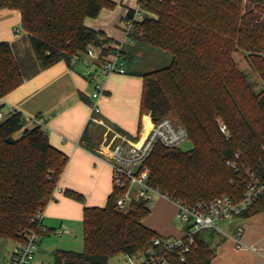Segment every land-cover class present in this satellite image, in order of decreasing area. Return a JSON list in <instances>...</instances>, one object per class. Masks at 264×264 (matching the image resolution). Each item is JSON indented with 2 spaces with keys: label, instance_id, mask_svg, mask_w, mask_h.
<instances>
[{
  "label": "trees",
  "instance_id": "obj_1",
  "mask_svg": "<svg viewBox=\"0 0 264 264\" xmlns=\"http://www.w3.org/2000/svg\"><path fill=\"white\" fill-rule=\"evenodd\" d=\"M138 1L157 17L145 15L135 22L131 37L171 55L167 66L141 75V115L148 113L157 122L173 108L194 143L189 152L157 143L145 162L152 185L190 204L223 194L241 198L245 187L240 174L226 161L240 152L242 161L264 177V91L262 96L253 91L231 53L236 47L244 49L264 83V0ZM243 5L248 13L241 14ZM114 6L112 0H0V10L21 12V27L41 69L60 61L72 66V58L90 46L110 54L112 39L87 27L85 19ZM134 14L130 9L127 19ZM23 81L11 44L1 42L0 95ZM220 119L228 135L222 133ZM81 142L88 149L95 147L87 132ZM67 160L50 144L47 131L39 125L28 127L21 112L10 113L0 123V240H17L20 232L35 228L33 219L53 200ZM65 194L85 201L76 191L67 189ZM119 194L113 189L104 207H85L83 251L55 250L53 264H110L115 256L145 251L161 237L143 223L151 213L149 205L138 201L124 212L116 203ZM262 208L264 197L241 216L252 217ZM214 257L198 233L185 260L173 254L170 264H212Z\"/></svg>",
  "mask_w": 264,
  "mask_h": 264
},
{
  "label": "crops",
  "instance_id": "obj_2",
  "mask_svg": "<svg viewBox=\"0 0 264 264\" xmlns=\"http://www.w3.org/2000/svg\"><path fill=\"white\" fill-rule=\"evenodd\" d=\"M112 1L115 2L113 8L105 7L97 17L86 18L85 25L105 32L112 39L108 46L113 51L107 54L108 58H112L116 49L122 50L123 57L120 61L126 71L103 77L100 83L106 94L97 100L92 98V94L97 82L96 55L102 54V50L97 49L92 57L83 56L75 64H71L72 66L60 61L49 68L41 69L27 32L22 30L17 34L22 22L21 12L17 9L0 10V43L11 44L24 78L23 83L9 92L5 99L15 111L26 117L45 118L43 128L47 131L50 144L63 152L68 159L53 200L44 209L43 224L50 231L66 230L62 234L71 235L82 231L83 243L85 207H104L114 189L113 171L106 161L109 150L107 142H104V134L106 131H114L134 140H142L153 123L150 114L141 115L144 89V78L141 75L149 72L152 69L150 63H153L149 60L150 63L145 64L142 60L153 51L140 44L138 39L128 37L125 32L129 10L136 13L141 8L139 1ZM145 15L152 16V13L144 10L137 22H142ZM88 61L95 64L88 67ZM88 70L92 71L90 76L87 75ZM92 102L98 104L99 114L94 115ZM5 111L10 113L9 107ZM27 126L31 127L28 122ZM85 132L95 142L93 150L86 148L81 142ZM67 189L81 193L85 197L84 203L68 197L65 194ZM175 220L176 204L157 195L151 204V213L143 223L161 237H182L186 225L182 228L176 225ZM50 234L56 233H48L40 239L37 254L39 247ZM14 245L13 239L0 240V264L9 259ZM36 263L45 264L38 260Z\"/></svg>",
  "mask_w": 264,
  "mask_h": 264
},
{
  "label": "built area",
  "instance_id": "obj_3",
  "mask_svg": "<svg viewBox=\"0 0 264 264\" xmlns=\"http://www.w3.org/2000/svg\"><path fill=\"white\" fill-rule=\"evenodd\" d=\"M144 10L139 8L125 25V32L131 37L135 29V22L141 16ZM22 27L17 29V34L22 31ZM97 49L102 47L90 46L87 52L72 58L71 63L75 64L83 56H95ZM122 50L116 49L112 53V58L107 55H96L98 60L96 64L97 82L92 98L97 100L106 94L103 85L100 83L103 77L111 73H125L122 59ZM88 67L95 62L88 61ZM92 74L91 70L87 75ZM9 107L10 113L16 112L9 105L5 96L0 95V119H6L10 114L5 111ZM94 115L100 113V108L96 102H92ZM93 115V119H94ZM29 126H45V118L40 116L26 117ZM222 133L228 135V129L225 124H220ZM110 133H113L110 136ZM190 139L187 128L168 117H164L157 122H153L149 133L142 140H134L124 134L106 131L104 142H107L108 156L106 161L113 171L114 189L120 192L116 203L118 208L124 209L132 203L141 201L151 205L155 196H161L172 200L177 207V217L186 223L185 233L182 237H158L153 244L145 251L134 254H123L119 264H170L173 254H178L180 260L184 261L186 255L191 252L196 244V235L206 229H215L226 235L217 225L218 221H226L240 217L243 213L264 197V177H260L250 167H248L241 158V153L236 152L233 157L226 161V164L237 171L239 179L245 187L244 195L236 198L230 194H223L211 200H202L194 204L184 203L180 200H174L167 193L156 188L151 183V171L145 165L146 160L151 155L155 145L162 143L166 147H178ZM140 168L135 172V167ZM44 210H40L34 217L35 228L22 231L19 238L15 240L14 248L9 259L3 264H37L36 252L38 242L48 233L62 234L64 229L50 231L44 224ZM243 228L237 227L235 232L230 235L234 240L237 249L248 248L256 250L254 247L246 246L243 241Z\"/></svg>",
  "mask_w": 264,
  "mask_h": 264
},
{
  "label": "rangeland",
  "instance_id": "obj_4",
  "mask_svg": "<svg viewBox=\"0 0 264 264\" xmlns=\"http://www.w3.org/2000/svg\"><path fill=\"white\" fill-rule=\"evenodd\" d=\"M248 12L249 11H246L243 5L241 14ZM152 16L157 17L156 14H152ZM151 51L153 52L150 54V56L145 57L142 60L145 62V64H149V60L153 61V63H150L152 68L150 71H154L169 64L171 58L170 54H160L156 50ZM231 57L236 67L245 75L248 83L252 86L253 91H255L256 94L261 93L262 96V91H264V83L249 62L247 53L244 51V49L236 47L231 53ZM171 91L172 90L169 91V95H171ZM164 117H168L177 123L183 124L181 121H179L173 108L167 111ZM3 120L4 119H0V123ZM219 123H223V121L220 119ZM149 207L151 208V205H149ZM128 209L129 206L125 207L123 211L127 212ZM175 223L182 228L186 225V223L179 217H177ZM216 225L226 235L215 229H206L199 233L208 242L215 254L212 264H264V208H262L258 214L252 217L240 216L226 221H218L216 222ZM239 226L244 230L242 237L243 243L246 246L254 247L256 250H251L248 248H236V244L230 235H232ZM56 249L83 251L84 243L82 231L73 233L71 235L50 234L45 238L44 242L39 247L38 254L36 253V260L43 261L45 264L52 263V252ZM121 260L122 255L115 256L110 259V264H119Z\"/></svg>",
  "mask_w": 264,
  "mask_h": 264
},
{
  "label": "water",
  "instance_id": "obj_5",
  "mask_svg": "<svg viewBox=\"0 0 264 264\" xmlns=\"http://www.w3.org/2000/svg\"><path fill=\"white\" fill-rule=\"evenodd\" d=\"M194 148V143L191 139H188L184 142H182L180 145H179V149L182 151V152H189L191 151L192 149ZM140 168V165H137L135 167V172Z\"/></svg>",
  "mask_w": 264,
  "mask_h": 264
}]
</instances>
